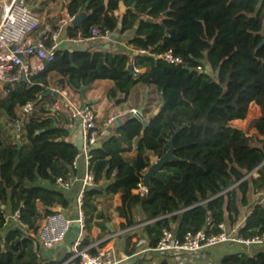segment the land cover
<instances>
[{
	"label": "trees",
	"instance_id": "16d2710c",
	"mask_svg": "<svg viewBox=\"0 0 264 264\" xmlns=\"http://www.w3.org/2000/svg\"><path fill=\"white\" fill-rule=\"evenodd\" d=\"M120 2L69 0L65 8L71 16L78 17L86 6L87 12L78 27H67L66 35L87 38L93 28L121 35L134 32L130 44L148 54L112 52L98 43L88 44L85 51L63 49L45 72L7 85L6 94L0 92V115L9 122L19 108L35 104L23 126L22 146L0 124V231L17 211L28 225L13 223L0 234V264H62L40 254L38 222L54 211L40 213L34 204L39 192H47L68 206L57 179L74 174L71 164L79 153L71 141H62L72 138L67 114L52 116L48 110L57 99L45 96L57 91L52 86L79 92L97 81H112L108 99L121 104L143 84L154 87L160 105L165 102L146 127L129 114L112 125L113 131H104L91 163L96 185L84 192L85 237L80 248L90 246L94 226L105 229L113 219L108 212L113 203L99 210L100 198L112 199L122 187L130 192L129 200L114 211L130 221L121 227L142 224L149 248L157 246L165 230L180 239L204 230L209 212L216 225L240 224L239 232L249 238L264 234V201L243 215L252 196L264 198V0H123L127 11L116 14ZM167 51L183 63L167 64L149 55ZM131 64L145 72H131ZM252 104L260 115L249 123L255 131L250 136L233 121L245 120ZM172 137L179 161L166 163L165 173L152 180L145 195L133 194L151 166L148 153L162 157ZM131 153L135 155L129 159ZM101 181L104 185L99 186ZM235 246L244 251L225 253L219 264H264V247H224ZM134 251L135 246L128 253ZM212 256L201 263L174 256L159 264H217L207 262Z\"/></svg>",
	"mask_w": 264,
	"mask_h": 264
},
{
	"label": "built area",
	"instance_id": "2783aa9c",
	"mask_svg": "<svg viewBox=\"0 0 264 264\" xmlns=\"http://www.w3.org/2000/svg\"><path fill=\"white\" fill-rule=\"evenodd\" d=\"M76 19L68 11L63 18H59L54 26L48 25L40 34L39 29L42 19L39 13L34 11L27 0H3L0 1V92L6 94L7 85L14 86L25 78L35 77L45 72L50 64L55 61L56 54L62 50L63 42L74 45L90 43L100 45L109 44L114 40V34L98 28H93L89 37L70 38L66 35V29ZM136 54H148L147 49L135 50ZM167 64L179 65L182 58L175 56L172 51L156 52L149 54ZM199 71H203L198 67ZM135 72V70H134ZM69 91L72 90L68 88ZM55 91V90H54ZM60 96L48 107L52 116L60 113L67 114L69 118L68 129L72 137L82 133V149L74 157L71 164L72 173H76L83 160L85 173L82 178L83 189L78 196L77 203L80 217L72 220L61 212H54L47 216L39 226L37 237L44 248L52 249L64 242L72 224L77 222L81 231L85 228V217L82 211L84 192L88 187L95 186L94 174L91 169L93 151L97 147L104 131L115 124L119 119L127 115V111L119 115H111L104 122H99L98 113L93 106L83 103L72 92L57 90ZM35 111V104L28 103L17 110V118L13 121V134L18 136L23 132V126L28 116ZM131 111V112H130ZM137 114L138 109L129 110V114ZM103 125V129L101 127ZM72 174L67 179L59 177L57 185L64 190L72 186ZM148 189L144 188L143 181L138 184L137 194L145 195ZM20 211L7 217V224L14 223L28 228L21 219ZM215 228L219 232H214ZM240 224L229 226L226 222L215 224L211 212L208 213L207 227L196 233H187L183 238H178L169 230L162 232L160 241L155 248L147 251L154 254L153 261L159 264L162 259L171 260L174 256H181L183 262L191 261L201 263L209 253L215 252L226 245H241L251 250L264 247V234L255 237H246L239 232ZM83 239L80 237L75 244V256L65 264H118L112 249L98 248L96 253H90V248H80ZM181 261V262H182Z\"/></svg>",
	"mask_w": 264,
	"mask_h": 264
},
{
	"label": "crops",
	"instance_id": "0c3cea01",
	"mask_svg": "<svg viewBox=\"0 0 264 264\" xmlns=\"http://www.w3.org/2000/svg\"><path fill=\"white\" fill-rule=\"evenodd\" d=\"M68 2L69 0H67V3ZM63 13L65 16L67 13L66 8L64 9ZM116 14H120V12H117ZM54 19L56 24L59 18L57 16H54ZM43 32L44 30H42L40 34H43ZM134 35V32H127L123 35L114 33V40L108 44L109 47L106 48V44L102 46H104L105 49L111 50L112 52H126L135 55L136 53L134 47L130 44ZM96 47L100 48V46L98 45ZM131 65L134 67L136 73L145 72V69H139L135 67L134 64ZM112 87V81H97L92 86L86 88L84 90V93H82V91L73 93L83 103H87L93 106L94 110L98 113L100 123L104 122L109 116L119 115L121 112L124 111H127V115H129V110L139 109L144 104H146V108L144 110L145 114L148 107L151 108L149 105L153 102L148 103V100L152 99L155 94L156 90L154 89V87H148L143 84L136 85L132 89L131 95L127 98L125 102L121 104L116 103L114 100L108 99V93ZM61 90H68L67 92L70 93L72 92V90L69 91L68 88ZM159 98L161 99L160 95ZM252 105L256 106L259 113L258 115H260V108L256 104ZM242 121L243 120H235L233 121V124ZM84 173L85 165L83 160H81L79 170L76 173L72 174L73 183L71 188L69 190L64 191V194L69 203L66 208L63 207V200L59 195L47 192H39L34 197V204L38 208L40 213H43L44 210L49 208L54 212H61L64 216L72 220L78 219L80 217V212L77 199L83 189L82 178L84 176ZM100 185H104V181H101L99 183V186ZM132 193L137 194V190L132 191ZM38 196H41V198L39 202H36V198ZM129 196L130 192L126 188L122 187L117 191L116 195H114L112 199H106L105 197L100 198L98 204L99 210L104 207H108V204L113 203V207L108 209V212L112 214L113 219L111 222L107 223L105 229L99 228L97 226H94L92 228L89 236L91 244L87 248L95 247L96 249H112L115 255V261L118 264H155L153 261V258L155 257L154 254L147 251V249H149V246L147 242V237L145 236V233L142 228V224H136L131 227L122 228L121 224L123 223L126 225L130 221V218L128 216L119 217L114 211V208L117 206L125 207L129 200ZM44 219L45 218H42L38 222L39 226L41 225ZM139 220H141L140 217H138V221ZM11 224L13 223H8L4 227V229L0 231V234L2 232L4 234V232L10 230L12 226ZM100 236L101 238H99ZM80 237L84 239V230L78 233L74 228H71L64 242L55 246L52 249L44 248L40 242V254L44 258V260H47L48 262L62 261V264H65L66 262L74 258L75 244L77 243ZM134 246L135 251L132 254L128 253V250L130 251L134 248ZM219 250L222 251V254L219 256V259H216V255L213 254L212 258L210 260H207V262H214L219 264L221 257L225 253L242 252L244 251V248L239 246H235L233 248L222 247Z\"/></svg>",
	"mask_w": 264,
	"mask_h": 264
},
{
	"label": "rangeland",
	"instance_id": "374dc122",
	"mask_svg": "<svg viewBox=\"0 0 264 264\" xmlns=\"http://www.w3.org/2000/svg\"><path fill=\"white\" fill-rule=\"evenodd\" d=\"M0 1H3V0H0ZM27 3L34 11L39 13V15L41 16L42 25L40 26V29H39V32H41L42 30L46 28V26L55 25L54 16H57L58 18L64 17L63 12L67 5V0H27ZM52 87L55 88L56 90H61L60 87H54V86ZM151 102H153L152 104L149 105L151 108L148 107V109L146 110L147 112L146 114L144 112V116L147 120L152 116V114L158 109L160 105L161 101H160L157 91H155L153 98L148 100V103H151ZM258 114L259 113H258V109L256 108V106L251 105L249 108L247 118L243 120L242 122H236L234 124L238 127H241L247 130V133L251 136L255 134V131L249 127V123L252 120H254L256 117H258L259 116ZM10 122L5 117L0 115V124L3 126L5 130H7L9 134H11L12 137H14V134L12 131L13 122L12 121ZM101 127L102 129L104 128L103 125H101ZM108 128H111V131L114 130L113 126H110ZM134 155L135 153H131V154H128L127 157L131 159L134 157ZM148 156L152 164L156 157L152 153H148ZM259 201H264V198H262V196H252L250 200V204L243 209V215L245 216L249 215L251 212V207ZM219 251L220 250L212 252L214 255H216L215 256L216 259H219V256L222 254V251L220 252Z\"/></svg>",
	"mask_w": 264,
	"mask_h": 264
},
{
	"label": "water",
	"instance_id": "95a60500",
	"mask_svg": "<svg viewBox=\"0 0 264 264\" xmlns=\"http://www.w3.org/2000/svg\"><path fill=\"white\" fill-rule=\"evenodd\" d=\"M88 5V4H87ZM127 8L123 2V0H121L120 2V8H119V12L120 14H124L126 13ZM87 12V6L84 7L83 12L76 17V19L72 22V25L74 27H78L85 18ZM147 22L148 23H156L155 20H153L152 18H147ZM264 44V41L261 43V45ZM95 44L92 43L91 47H93ZM109 45L106 44V48H108ZM62 50L63 49H67V50H79V51H85L87 49V46L80 44V45H74L71 44L69 42H63L62 46H61ZM131 72H134V67L131 65L129 67ZM26 79L24 78L23 81H25ZM86 88L82 89V93H84V90ZM49 95H54L56 97L60 96V93L58 91H54V90H49L45 96H49ZM165 105V102H162V104L158 107V109L154 112L155 115H157L161 109L163 108V106ZM146 108V104H144L141 108L138 109V113L135 114L133 113L132 116L133 118H136L137 120H139L140 122H142V124L144 125V127H146L148 125V120L145 118L144 116V110ZM121 124L122 123V119H119L116 124ZM173 140L174 137H172V139L169 141V149L168 151L162 156V157H157L155 158L154 162L151 164V166L146 170V172L143 174V186L144 188L148 189L151 185H152V180L156 177V176H161L165 173V171L163 170L164 165L168 162H174V161H179V159L174 155V146H173ZM62 141L65 142H72L73 144H75L78 148V150L80 151L82 149V133L79 132L77 137H72L71 139H63ZM17 144L19 146H22V141H21V135L17 136ZM72 228H74L78 233L81 232L80 229V225L75 222L72 224Z\"/></svg>",
	"mask_w": 264,
	"mask_h": 264
}]
</instances>
